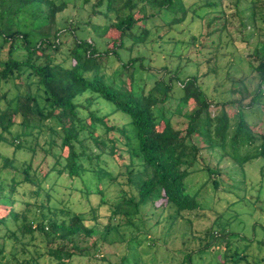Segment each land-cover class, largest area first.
Returning a JSON list of instances; mask_svg holds the SVG:
<instances>
[{
	"label": "trees",
	"instance_id": "16d2710c",
	"mask_svg": "<svg viewBox=\"0 0 264 264\" xmlns=\"http://www.w3.org/2000/svg\"><path fill=\"white\" fill-rule=\"evenodd\" d=\"M199 1L214 13L203 39L175 40L170 32L188 15L206 16L192 7ZM66 7L0 0V84L14 89L0 95V144L28 154L0 153V264H72L111 256L107 248L123 250L112 264L264 262L248 253L264 248V224L253 219L264 213V42L239 56L232 35L251 37L255 23L264 32V0H81L84 20L60 17ZM179 45L203 56L200 77L181 79L179 63L188 58L175 54ZM209 78L213 96L199 81ZM62 189L66 199L57 196ZM207 190L224 204L212 207L196 249L169 252L147 236L157 223H146L149 211L167 213L166 236L178 222L191 234ZM76 192L90 218L68 205Z\"/></svg>",
	"mask_w": 264,
	"mask_h": 264
},
{
	"label": "rangeland",
	"instance_id": "374dc122",
	"mask_svg": "<svg viewBox=\"0 0 264 264\" xmlns=\"http://www.w3.org/2000/svg\"><path fill=\"white\" fill-rule=\"evenodd\" d=\"M60 1V0H57ZM66 1L67 7L66 10H64L61 14H59L60 17L62 18H70V19H75V18H79V20H84L86 17V13L85 11H77V8L80 6V1L81 0H64ZM193 3V4H192ZM192 7L196 10V14L197 15H202L203 11L207 12L206 16L202 17L200 20L191 16V19L189 18L190 15H188L187 20L184 23V27L181 28H176L174 31L172 30L170 32V35H173L175 37V40H187L188 36L190 34L192 35H197L201 33L200 36V41L203 39V35H204V25H205V20H207L208 18L212 17L214 15V13H212L208 8L205 9H200V7H202L203 5V1H199V2H192ZM229 11L226 12L227 15ZM225 14V15H226ZM246 13H244L245 15ZM190 19V20H189ZM232 23L231 28L235 29L236 27V22L235 20H230ZM244 24L247 26H250V21L245 19L244 20ZM252 25V24H251ZM254 30L252 31L253 34H251V37H247V36H240V34L237 31H232V35L235 38V45H236V51H237V55L239 56H246V54H248L252 47L254 46V44H259L264 42V32H262V30H258V26H260V24H254ZM262 27H264V24H262ZM115 37L116 34L112 31H107V33H105V37ZM245 39V41L243 40ZM248 44V45H246ZM171 45H166L164 48V52L168 53L169 49H170ZM155 50H158V48H156ZM176 55L179 56H187V60L186 59H181L180 63H179V68H180V72H181V79H183L184 77L187 76H191V75H197L199 76L201 73H204L205 71V65L203 63H200L201 60L203 59V56H201L200 54H195L194 53V48H188L187 50H184V45H179L178 49L175 53ZM2 56V54H1ZM207 56V55H206ZM153 56H151L150 58H152ZM173 61V60H172ZM197 63V64H196ZM171 68V64H168ZM116 67V71L114 76H116V73H118L120 71V69L118 68V66ZM240 68L242 70H244V65L240 66ZM233 74L235 76H239L241 74V71L239 69H234L233 70ZM200 77V76H199ZM135 80L136 83H140L142 81V75L137 74L135 76ZM199 81H203L204 85L207 86V92L210 96H213L214 94L211 92V86L213 84V81L211 78H209L208 80H203L200 79ZM147 84L151 83V80L147 79L146 80ZM149 86V85H148ZM148 86L146 88H148ZM9 92V93H13L14 89L13 87H11V85H1L0 84V95L3 92ZM4 106V102L3 100L0 99V108H3ZM174 104L173 101L169 102L168 105H164L162 106L163 111H169L173 108ZM93 107H95L94 105L91 106V108L93 109ZM107 108L103 107V111H106ZM117 115H113V118L116 119ZM158 117V116H157ZM249 120H254L255 118V114L253 116L249 117ZM176 121H180V119H174L173 122ZM42 137L39 138V144L41 145L42 143ZM14 149L8 145H2L0 144V153L3 156H10V154L12 153L18 160L20 159H26L27 158V153L25 152H13ZM54 152H56V149H54ZM37 159H39L37 157ZM36 158L34 159L33 164H37V160ZM223 166L228 167L229 161L228 160H224L222 162ZM41 168L44 169V166L42 165ZM250 168L249 170V175L250 178L252 180V182L259 180L258 177V171L256 168L252 169ZM119 170L115 169L114 172L117 173ZM199 181L198 176L195 178L191 179V186L193 185V187L196 186L197 182ZM58 182L61 183V185H67L68 184V180H58ZM264 182V181H263ZM74 186L76 188H80L81 186L79 185V183L76 181L74 182ZM60 187V186H58ZM123 189H126L125 186H123ZM205 188H203L201 191H204ZM115 189H113L112 187L107 188V190L105 191V194H109V196H114L115 195ZM208 191V192H207ZM205 191L207 194H209V196L211 197L207 199L206 201V206L207 208H205L204 210L199 211L196 216H191V221H192V233L190 234V232L188 231V229H186L185 225L181 224V222H178V225H172L171 227V231L170 234L168 236H166V227L168 222L165 221V216H166V212H162L158 217H157V213L155 212L154 216L152 215V212H148L147 216H146V223L148 224H153L157 221V223L154 224L153 228H151V230L147 233L148 237L153 238L156 242H158V244H162L167 251L169 252H173L177 249H183L184 247L187 249H196L198 247V235L202 233V231H204V228L209 226L210 223L212 222L213 218H215L216 213H214V210L212 211L211 209H213L212 207H215V209L219 210L218 208V204L221 206L222 204H224L221 201H218V195H214L213 193L210 192V190ZM60 193H63L60 197V195H57L59 198L64 199L65 198V194H66V190L62 189L60 190ZM253 193V192H252ZM264 193V192H263ZM202 194L203 192H201L200 196L202 198ZM72 200L70 201V203H68L69 206H71V210H73L75 213H81L85 218H90V216H88L89 214V207L88 204L86 202V200H84V198L80 197L79 194L73 193L72 195ZM227 197V196H226ZM66 199V198H65ZM205 199V198H203ZM260 199L262 201H264V194H262L260 196ZM109 201V199H107ZM218 203V204H217ZM99 213L98 216H100V219H98L101 223H105V218H106V211H105V207L102 206L99 208ZM254 218L253 219H257L259 220L260 223L264 224V213H258V214H253ZM246 218V217H243ZM86 223H89V220L86 221ZM86 243L89 244L90 243V239H86ZM81 247H83L84 245H80ZM223 243H221V247L220 249H222ZM105 251V250H103ZM107 253H113L111 256H104V258H101L100 255L98 256H91L90 258H85V259H74L72 264H112L118 261L119 256L123 253L122 248L115 250L113 248H107V250L105 251ZM90 253H92V251H90ZM248 253L250 255H257L258 258H263L264 257V248H261V250L258 252V250H256L255 248L252 247L249 249ZM248 263L252 264V260L247 258ZM243 264V263H241ZM246 264V263H244ZM259 264H264L263 261L259 262Z\"/></svg>",
	"mask_w": 264,
	"mask_h": 264
}]
</instances>
